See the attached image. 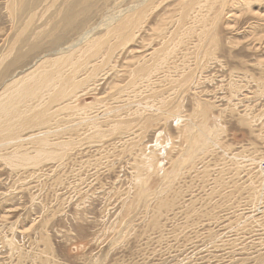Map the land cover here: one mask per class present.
Listing matches in <instances>:
<instances>
[{
	"label": "rangeland",
	"instance_id": "1",
	"mask_svg": "<svg viewBox=\"0 0 264 264\" xmlns=\"http://www.w3.org/2000/svg\"><path fill=\"white\" fill-rule=\"evenodd\" d=\"M64 1L0 0L1 91L52 58L56 38L91 27L92 46L134 0ZM182 1L148 0L107 62L104 48L87 59L75 96L49 106L48 146L0 150V264H264V0L193 4L197 19L177 21ZM204 14L217 15L201 36ZM165 42L179 53L154 60ZM18 151L32 160L4 161Z\"/></svg>",
	"mask_w": 264,
	"mask_h": 264
},
{
	"label": "bare ground",
	"instance_id": "2",
	"mask_svg": "<svg viewBox=\"0 0 264 264\" xmlns=\"http://www.w3.org/2000/svg\"><path fill=\"white\" fill-rule=\"evenodd\" d=\"M147 1L148 0H136V1L134 0L130 5H128V7L126 6L125 8L119 10L118 12L113 13L111 16L105 17L99 25L100 30L103 29L104 32L102 34H100L99 36L93 38L94 42H93L92 46L89 45L90 40H91L90 35L92 33V30L94 29L91 27L90 28L87 27L88 29L85 30L84 33L82 35H80L78 38L75 39L73 37L74 40L72 42L68 43L67 45H60L61 44L60 43L61 41H59L60 39L56 38L55 42H57L56 43L57 47L52 53H49V55H48V57L52 55V58H47L46 60H44V59L41 60V62L37 63V65H35L34 67L32 66L33 68L28 70L27 72H25L21 77H18L15 79L11 78L10 82L5 84L3 90L2 91L0 90L1 91V93H0V150H6L8 147H16V150H17L18 148L20 149L21 147H23L24 144H27L30 142H35L40 147L41 146L44 147V146L49 145V134L53 132V130L51 129V127L49 125V121H50L49 117L52 115V112L49 111L50 104L53 102H58L57 104H60V102L62 103L64 101H66V99L68 97H70L69 99H71L75 96L74 93H72V94H74L73 96H72V94L69 95V93L72 92V89L78 88L79 85L81 84L82 80H80V81L76 80V76L80 73L81 70H85L83 68H86L87 63H90L89 60H87L89 57H94L93 59H98L97 58L99 55L98 53L100 52V50L102 48H104V50H106V55H108V57L105 59V61L106 62L108 61L109 54L112 50L111 49L112 43L109 42V39H112L113 37H117V39H121L123 36L126 38L127 33H130L128 31L126 32V30H130L135 25L134 23L141 16V13L143 11V8L146 6ZM224 1L225 0H188V1L186 0V1H182L183 3H181V13H180V16H177L179 18V19L177 18L178 19L177 21L184 20L185 16H187V18H188L189 16L191 17L194 15L193 13H192L193 15L191 13H189L191 15H188V12H187V10L191 9L190 7L193 4H198L200 6V8L204 9V10L212 7V10L215 11V7L216 8L217 7L222 8L223 5H225ZM63 3H66L65 6H68V4L71 2L69 0H66ZM25 5L26 4H24V3H23V6L20 4V6H22V8ZM74 6H75V4H74ZM148 7H149V5H148ZM70 9H71V7H70ZM147 9H149V8H147ZM70 12H72V11H70ZM202 12H203V10H202ZM38 14H40V13H38ZM216 15L210 17V16H205V14H204L202 16V18L201 17L199 18V23H200L199 25H201L200 29L202 28L201 36L202 35L204 36V34H207L206 32L208 31V28H206L205 26L209 25V23L216 18ZM65 16H66V18L69 19L68 15L65 14ZM37 17H38V15H37ZM194 17L195 16H193V18ZM45 18H48V17H45ZM190 19H192V18H190ZM195 19H197V18L195 17ZM195 19H192V20L194 21ZM189 20H188V23H189ZM216 22H217V20H216ZM41 24H43V23H41ZM194 24L195 25L198 24L197 21ZM29 25H30V23L28 21H26L25 25L22 27V32L26 31L28 29ZM38 25H40V24H38ZM137 27L139 28L140 26H137ZM170 27L172 28V26H170ZM197 27H198V25H197ZM46 28L49 29V20L47 22V25L45 26V29ZM175 28L176 27H174L173 29L175 30ZM140 29H141V27H140ZM179 29L181 30V28H179ZM179 29L177 28L176 31ZM133 30H136V28L135 29L133 28ZM181 31L185 32L184 30H181ZM40 35H42V33H40ZM158 35H161V34L159 33ZM185 35H188V34H185ZM214 37L215 36L212 35L209 37V39L207 38L208 42H210V45L207 49H205L206 53L204 55L212 53V51L214 52L213 49H215V48L212 49V46L215 45V40H216ZM160 39H162V38H159V40ZM162 40L165 41L164 39H162ZM162 40H161V42H162ZM166 41H168V40H166ZM165 43H166V45H165ZM165 43L162 45L161 48L159 47L160 48L159 50L156 49L157 51H155L154 57H153L154 60H162V59L164 60L166 58V56L172 55L173 53L176 52L174 46H173L174 48L173 47L171 48L172 50L174 49V52L171 50L169 51L170 47L167 48L168 47L167 43H169V42H165ZM196 43H198V41ZM80 44L81 45L85 44V47H84V49L77 50L78 46ZM104 44L107 45V48H105ZM169 44H171V43H169ZM219 45L220 44H218V46ZM195 46H197V45H195ZM177 48H178V46H177ZM182 48H183V46H182ZM203 48H202V50H203ZM178 50H177V52H178ZM203 52H204V50H203ZM9 53L11 54V50ZM215 53L216 52H214V54ZM180 54H181V52H180ZM176 57L177 56L175 55V58ZM149 58H150V55L147 59L149 60ZM151 62H153V61L151 60ZM151 65H152V63L150 64V66L141 65L140 67H137L136 70H134L132 73L134 79L136 80V76L139 75L138 80H141V79H143L145 81L149 80L151 78V73L153 72V70L155 68ZM14 67H15V64H14ZM93 67L96 68L98 66L94 64ZM87 68H88V66H87ZM159 68H160V66H159ZM161 68H162V66H161ZM184 82H185V80H184ZM56 86H58L57 89H56ZM64 97H65V99H63ZM69 99H67V100H69ZM79 103H81V102H79ZM68 108H71V106L67 102L65 105L61 106L59 109L66 110ZM58 110H55V111L58 112ZM81 114H83V113H81ZM86 115H87V113H86ZM116 124H118V123H116ZM43 129H46V130L43 131ZM35 130L38 131L37 134L27 136L26 138L22 137V134L25 131H35ZM197 137H198V133H195L193 135L192 139H197ZM195 146L197 147V145H195ZM204 147L205 146H203V148ZM11 149H13V148H11ZM3 152H6V151H3ZM34 152H35V155H33V156H37V157L44 156V157L49 158V151H47V150L37 148V149H35ZM3 159H4V161H9L11 166H15V167H17V165H24L25 162H30L32 160V159L28 158V153H25V152H19L16 154L10 153L8 155H4Z\"/></svg>",
	"mask_w": 264,
	"mask_h": 264
}]
</instances>
